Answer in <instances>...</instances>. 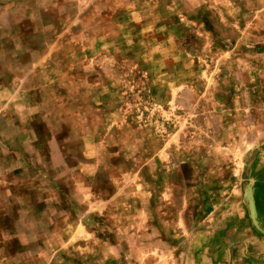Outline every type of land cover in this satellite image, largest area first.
<instances>
[{
    "label": "rangeland",
    "instance_id": "1",
    "mask_svg": "<svg viewBox=\"0 0 264 264\" xmlns=\"http://www.w3.org/2000/svg\"><path fill=\"white\" fill-rule=\"evenodd\" d=\"M263 226L264 0H0V264H212Z\"/></svg>",
    "mask_w": 264,
    "mask_h": 264
},
{
    "label": "crops",
    "instance_id": "2",
    "mask_svg": "<svg viewBox=\"0 0 264 264\" xmlns=\"http://www.w3.org/2000/svg\"><path fill=\"white\" fill-rule=\"evenodd\" d=\"M252 233V232H251ZM263 235H264V226H263ZM233 246H223L221 249H226V257L218 258L217 256H210L212 264H264V240L255 243L254 241L246 244L244 250V256L237 255V249H233L235 255L230 256ZM206 259V257H204ZM202 258L203 263L205 259Z\"/></svg>",
    "mask_w": 264,
    "mask_h": 264
}]
</instances>
